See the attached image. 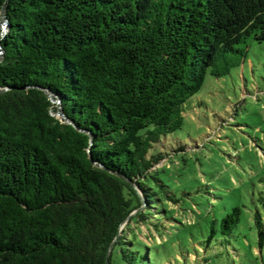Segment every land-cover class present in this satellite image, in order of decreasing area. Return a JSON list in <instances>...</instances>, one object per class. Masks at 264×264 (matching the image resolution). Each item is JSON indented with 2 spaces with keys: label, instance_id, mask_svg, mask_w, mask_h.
<instances>
[{
  "label": "trees",
  "instance_id": "trees-1",
  "mask_svg": "<svg viewBox=\"0 0 264 264\" xmlns=\"http://www.w3.org/2000/svg\"><path fill=\"white\" fill-rule=\"evenodd\" d=\"M4 3L0 264H106L107 253L110 264H150V244L127 230L165 228L157 188L179 201L150 171L163 158L158 147L181 127L216 58L264 41V0H0V10ZM47 91L64 128L49 125ZM240 212L222 218L223 233ZM255 222L264 244L259 212Z\"/></svg>",
  "mask_w": 264,
  "mask_h": 264
},
{
  "label": "rangeland",
  "instance_id": "rangeland-1",
  "mask_svg": "<svg viewBox=\"0 0 264 264\" xmlns=\"http://www.w3.org/2000/svg\"><path fill=\"white\" fill-rule=\"evenodd\" d=\"M236 48L216 58L181 127L158 147L163 158L150 171L157 168L179 201L167 203L157 188L167 209L165 228L160 234L142 226L127 230L139 229L150 244V264H184L187 252L206 264H264L255 222L257 212L264 217V41ZM53 106L49 125L64 128L68 120ZM234 207L241 210L239 221L225 234L220 223Z\"/></svg>",
  "mask_w": 264,
  "mask_h": 264
},
{
  "label": "water",
  "instance_id": "water-1",
  "mask_svg": "<svg viewBox=\"0 0 264 264\" xmlns=\"http://www.w3.org/2000/svg\"><path fill=\"white\" fill-rule=\"evenodd\" d=\"M0 17H1V20L3 23H5L6 25V18H5V3L3 4L1 10H0ZM0 53L2 54V51H0ZM48 94V96L51 98V100L54 102L56 108L58 109V111L64 116V113H63V110L61 109L60 107V104H59V100L57 98L54 97V95L51 93V92H46ZM118 237V234L116 235L115 239H117ZM114 245V242H112L109 246V251L111 250V248L113 247ZM108 256H109V253H107V256H106V264H110L109 261H108Z\"/></svg>",
  "mask_w": 264,
  "mask_h": 264
}]
</instances>
